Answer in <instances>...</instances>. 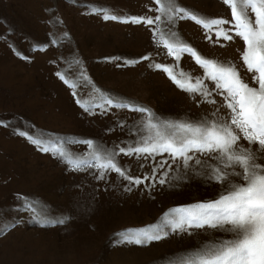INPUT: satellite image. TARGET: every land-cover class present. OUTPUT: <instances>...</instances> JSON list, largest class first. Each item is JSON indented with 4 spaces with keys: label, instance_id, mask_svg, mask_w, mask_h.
<instances>
[{
    "label": "rangeland",
    "instance_id": "1",
    "mask_svg": "<svg viewBox=\"0 0 264 264\" xmlns=\"http://www.w3.org/2000/svg\"><path fill=\"white\" fill-rule=\"evenodd\" d=\"M179 3L197 15L230 18V9L222 0ZM153 6L152 0H0V121L8 125H0V217L23 220L0 235V264H160L162 257L192 247L197 239L213 238L172 235L146 247L114 244L117 231L154 223L170 207L215 198L220 186L205 187L193 179L178 188L157 186L151 195L142 190L124 192L115 186L121 183L115 174L105 184L87 173L68 172L50 153L39 151L17 134L103 138L109 144L124 138L119 130L106 132L115 117L84 113L75 103L73 89L55 75L65 72L72 81L78 71L76 59L95 86L158 115L198 117L210 113L212 106L195 104L165 73L149 68L148 61L124 65L125 59L148 53L155 62L173 63L163 52L156 54L148 28L106 21L93 11L104 8L121 16H154L149 11ZM177 27L181 38L202 56L232 61L242 78L251 83V74L239 59L242 41L221 47L206 40L194 22L181 21ZM53 39L60 43L52 44ZM34 46L44 50L33 51ZM13 47L29 59L18 57ZM109 57L121 60L109 61ZM179 67L193 76L203 73L187 56ZM77 83L78 96L86 98L91 85ZM138 115L122 112L119 118L128 117L131 122ZM130 171L141 174L134 161ZM18 194L43 202L55 217L63 214L71 219L64 225H34L29 214L20 209Z\"/></svg>",
    "mask_w": 264,
    "mask_h": 264
},
{
    "label": "snow or ice",
    "instance_id": "2",
    "mask_svg": "<svg viewBox=\"0 0 264 264\" xmlns=\"http://www.w3.org/2000/svg\"><path fill=\"white\" fill-rule=\"evenodd\" d=\"M152 2L154 6L149 11L154 16H121L104 8L93 11L106 21L148 28L156 54L163 52L173 63L155 62L152 53H148L138 59H125L124 65L148 61L149 68L165 73L195 104L212 106L210 113L198 117L158 115L146 106L95 86L82 62L76 59L78 71L72 81L65 72L57 71L55 75L73 89L75 103L84 113L115 117L106 132L119 130L124 138L109 144L103 138H44L24 131L17 134L26 137L39 151L50 153L68 172L87 173L105 184L115 174L121 181L115 186L124 192L142 190L151 195L157 186L178 188L193 179L205 187L220 186L215 198L170 207L154 223L117 231L113 234L114 244L146 247L172 235L203 234L213 238L197 239L192 247L162 257L160 264H264V0H222L230 9L228 19L197 15L179 0ZM181 21L194 22L206 40L221 47L237 39L242 41L239 59L251 74V83L242 78L232 61L202 56L184 41L177 27ZM51 43L60 41L53 39ZM36 50L43 51L44 47L34 46L33 51ZM13 51L21 59H29L15 47ZM185 56L203 70L202 75L193 76L180 69ZM106 59L119 61L121 57ZM77 81L91 85L86 98L78 96ZM122 112L139 115L129 122L128 117L119 118ZM0 125L8 126L4 121ZM80 146L83 151L76 150ZM132 161L140 168V175L131 173ZM17 200L34 225H64L71 219L63 214L53 216L47 205L36 198L18 194ZM17 222L23 220L0 217V235L16 227ZM217 232L222 235L215 237Z\"/></svg>",
    "mask_w": 264,
    "mask_h": 264
}]
</instances>
